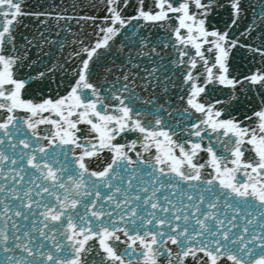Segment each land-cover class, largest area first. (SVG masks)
Listing matches in <instances>:
<instances>
[{
  "label": "snow or ice",
  "instance_id": "obj_1",
  "mask_svg": "<svg viewBox=\"0 0 264 264\" xmlns=\"http://www.w3.org/2000/svg\"><path fill=\"white\" fill-rule=\"evenodd\" d=\"M0 264H264V0H0Z\"/></svg>",
  "mask_w": 264,
  "mask_h": 264
}]
</instances>
